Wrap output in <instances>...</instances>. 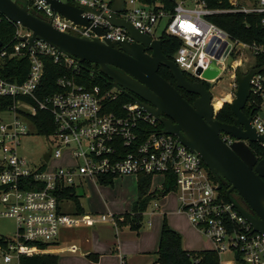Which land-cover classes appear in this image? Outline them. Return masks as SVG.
Segmentation results:
<instances>
[{
	"label": "built area",
	"instance_id": "obj_1",
	"mask_svg": "<svg viewBox=\"0 0 264 264\" xmlns=\"http://www.w3.org/2000/svg\"><path fill=\"white\" fill-rule=\"evenodd\" d=\"M24 1L29 12L60 32L88 39L132 40L126 29L109 20L113 0H56L86 7L80 11L85 23L65 17L51 6L50 0ZM115 13L151 39L168 35L179 40L172 60L194 81L210 84L223 71L227 73L232 91L227 93L229 99L222 98V104L234 96L236 70L244 74L261 67L250 78L246 105L253 107L250 124L264 136V62L257 63L259 57H264V0H227L223 7L209 6L207 0H123L120 11ZM225 13L259 15L263 40L258 43L232 39L210 19ZM2 17L14 26V33L9 41L1 42L0 69L6 60L21 56H27L29 66L19 82L0 72V99H11L7 105L0 102V111L12 115V120L0 122V217H10L16 224L13 238L0 236L5 240L0 244V264H20V255L54 253L57 245L51 244H58L63 228L113 220L110 213L66 212L61 207L62 201L71 197L66 191L73 189L76 194L75 189L84 187L86 178L97 185L103 178L140 173L151 175V181L155 175L162 176L161 188L156 186L154 190L163 189L166 180L173 184L188 220L211 239L219 256L230 250L238 255V259L235 255L231 259L235 264H264V235L253 230L231 203L219 198L216 180L196 151L186 147L175 134L164 132L158 119L137 101L114 104L122 93L116 87L77 82L74 76L79 74V65L74 56L39 39L30 46L32 31L0 13V21ZM43 56H50L53 63L69 72L56 77L54 91L40 90ZM228 56V66L217 64ZM213 62L219 73L206 78L203 72ZM212 105L214 111L222 106L216 109ZM38 110L51 117L53 129L49 133L37 131L32 117ZM33 132L51 138L47 160L43 156L48 150L38 162L22 153L23 138ZM220 136L228 144L234 140L225 132ZM62 154L73 163L47 168L52 158ZM157 204L154 203L156 207ZM38 243L46 247L40 249Z\"/></svg>",
	"mask_w": 264,
	"mask_h": 264
},
{
	"label": "water",
	"instance_id": "obj_2",
	"mask_svg": "<svg viewBox=\"0 0 264 264\" xmlns=\"http://www.w3.org/2000/svg\"><path fill=\"white\" fill-rule=\"evenodd\" d=\"M51 6L65 17L85 23L79 8L71 2L50 0ZM24 0H0V13L12 22H19L32 31L28 39L30 46L34 40H42L59 52L74 56L77 65L90 62L93 73L104 74L120 92L129 95L147 112L156 117L166 133L175 134L190 150L196 151L216 180V189L221 187L220 178L230 187L227 200L237 212L252 226L253 230L264 235V159H258L249 143L263 142L264 136L258 134L250 124V116L243 109L250 93V78L261 70L253 68L246 73L236 70V90L229 107L234 115L233 123L216 119L211 103L212 95L203 81H189L172 59L161 51V41L151 39L139 32L129 21L116 16L123 0H113V12L109 20L126 29L131 41L108 39H88L73 36L54 29L25 7ZM98 32L101 28H96ZM24 40L25 38H20ZM1 45V41H0ZM162 65L169 70L175 85L158 74ZM219 68L213 62L204 72L206 78H214ZM182 88L197 97L189 103L178 91ZM220 132L230 134L234 140L226 143ZM50 150L44 154L47 160ZM236 193L252 213L242 208L230 195Z\"/></svg>",
	"mask_w": 264,
	"mask_h": 264
},
{
	"label": "rangeland",
	"instance_id": "obj_3",
	"mask_svg": "<svg viewBox=\"0 0 264 264\" xmlns=\"http://www.w3.org/2000/svg\"><path fill=\"white\" fill-rule=\"evenodd\" d=\"M24 31V29H23ZM230 63L228 56L223 63L217 64L223 68ZM245 71V67L240 69ZM209 85L212 95V103L217 109L222 105V98H228L231 92L229 77L224 71L219 74L217 81ZM230 101L231 102L232 98ZM12 120V115L7 111H0V122ZM52 146L51 138L38 135L35 132L22 140V153L32 161H40L43 152ZM73 161L66 154L58 159L52 158L47 168L65 166ZM162 176L155 175L151 183L161 188ZM137 176L132 174L118 176L112 179V183H99L98 187L90 178H86L84 187L75 189V197H67L62 201L61 207L66 212H75V204L79 200L80 206L85 213L103 214L110 213L113 220L100 222L94 226L83 225L79 227H68L60 230L63 240L72 238L80 249L72 253L63 251L57 253L59 264H150L154 260V252L158 246L161 225L164 219L167 225L181 234L183 247L188 251H199L213 248L210 238L201 233L187 218L177 201V192L169 190L163 196L152 199L142 214V224L138 231L130 230L123 222L125 212L130 213L133 203L137 197ZM85 193V194H84ZM158 203L157 207L154 203ZM16 232L14 219L0 217V236L13 238ZM58 243V240H57ZM62 243V242H61ZM60 244V243H58ZM58 244H51L52 246ZM86 249H89L85 252ZM96 253L97 260L88 257L87 253ZM1 255V251H0ZM234 252L226 250L220 254L221 261L233 259ZM232 261V260H231ZM232 264L235 262L232 261Z\"/></svg>",
	"mask_w": 264,
	"mask_h": 264
},
{
	"label": "trees",
	"instance_id": "obj_4",
	"mask_svg": "<svg viewBox=\"0 0 264 264\" xmlns=\"http://www.w3.org/2000/svg\"><path fill=\"white\" fill-rule=\"evenodd\" d=\"M207 4L212 7H223L227 4V0L221 2L217 0H207ZM211 21L218 26L225 29L232 39H239L244 42H260L263 40V32L259 24V15H244L242 13H225L218 14L210 17ZM14 33V26L4 17L0 21V41L5 43L9 41ZM161 51L168 59H173V54L179 46V40L175 37L168 35H162ZM44 62V74L40 85L41 92H50L57 89L55 79L57 76L65 74L67 71L61 64H55L50 56H43ZM264 62V57H259L257 63ZM29 62L27 56L12 57L6 60L3 67L0 69L1 74L11 80L21 81L25 78L28 70ZM79 74L74 76L77 82H85L86 84H97L102 88L111 87L109 79L102 73H93V66L90 62L82 61L79 65ZM158 74L166 79L168 82H172L168 69L164 66L158 68ZM69 74V72H67ZM189 81H194L189 75L184 74ZM172 84V83H171ZM206 88L209 85L205 83ZM181 95L189 102L192 103L197 95L186 92L182 88H177ZM133 99L124 93H120L118 98L114 101V104H120L121 102L132 101ZM3 104H10L11 99H0ZM1 108V107H0ZM253 107L245 105L244 113L251 114ZM47 112L37 111L32 117L37 131L40 134L49 133L53 129L51 117L47 115ZM216 119L225 122L233 123L234 115L228 103L225 102L223 106L216 113ZM252 151L256 154L257 158L264 159V145L259 142H252L249 144ZM213 177V176H212ZM214 178V177H213ZM264 180V177H263ZM151 175L140 173L137 176L136 190L137 197L133 203V207L130 213L125 212L123 215V222L126 223L130 230L138 231L142 224V214L147 207V204L158 196H163L169 190H173V184L165 181L164 187L161 190L150 191ZM101 183H112V178H103ZM221 187L218 190L219 198L228 202L227 190L230 184L220 178ZM231 192V191H230ZM66 195L75 197V192L70 189L65 192ZM231 195V193H230ZM77 196V195H76ZM233 198V197H232ZM78 202H76L77 204ZM76 211L81 213V207L77 204ZM163 222L160 229L158 246L155 254V260L150 264H219L220 256L218 252L213 249H204L199 251H188L183 248L182 236L180 233L172 229L167 225L165 215L163 216ZM5 240L0 237V244H4ZM27 245H34L35 242H26ZM40 249H44L46 245L44 243L37 244ZM235 255V259H238V255ZM88 257L96 260L97 255L95 253L88 254ZM20 264H58V255L56 253H37L32 255H20Z\"/></svg>",
	"mask_w": 264,
	"mask_h": 264
},
{
	"label": "crops",
	"instance_id": "obj_5",
	"mask_svg": "<svg viewBox=\"0 0 264 264\" xmlns=\"http://www.w3.org/2000/svg\"><path fill=\"white\" fill-rule=\"evenodd\" d=\"M96 187H98V184L97 185H95ZM154 188H156V186H154V184H152L151 183V186H150V190H154ZM85 194V193H84ZM78 205H79V207H81L80 206V204H79V200H78V203H77ZM77 204H75V208L77 207ZM81 210H82V212H84V210H83V208L81 207ZM182 241H183V237H182ZM62 242V243H61ZM58 243H60V244H58L56 247H54L53 248V250H54V253H59V252H63V251H69V252H72V253H75V252H77L78 251V249H80V246L74 241V242H72V238H68V240H63V238H62V232L60 233V236H59V238H58ZM184 248V247H183ZM89 249H86L85 250V252L86 251H88ZM156 251V250H155ZM93 252H88L87 253V255L88 254H92ZM96 254V253H95ZM97 255V254H96ZM155 255V254H154ZM156 257V256H155ZM155 257H154V260H155ZM97 258H98V256H97ZM97 260V259H96ZM153 260V261H154ZM152 261V262H153ZM151 262V263H152ZM222 262H226V264H232V261L230 260V259H226V260H224V261H222ZM59 264V263H58ZM225 264V263H224Z\"/></svg>",
	"mask_w": 264,
	"mask_h": 264
},
{
	"label": "flooded vegetation",
	"instance_id": "obj_6",
	"mask_svg": "<svg viewBox=\"0 0 264 264\" xmlns=\"http://www.w3.org/2000/svg\"><path fill=\"white\" fill-rule=\"evenodd\" d=\"M161 66V65H160ZM159 66V67H160ZM169 71V70H168ZM186 77V76H185ZM170 78H171V83L173 84V85H175V82H174V79L172 78V76L170 75ZM186 79H187V77H186ZM179 88V87H178ZM211 101H212V98H211ZM224 104V103H223ZM223 104H222V106H223ZM221 106V107H222ZM220 107V108H221ZM219 111V110H218ZM217 111V112H218ZM243 111H244V109H243ZM246 114V113H245ZM246 116H250L251 117V114H246ZM234 139V138H233ZM250 144V143H249ZM231 196L234 198V200L242 207V208H244L246 211H248V212H250V213H252V211L248 208V206L245 204V202L241 199V197L236 193V191L235 190H231Z\"/></svg>",
	"mask_w": 264,
	"mask_h": 264
},
{
	"label": "bare ground",
	"instance_id": "obj_7",
	"mask_svg": "<svg viewBox=\"0 0 264 264\" xmlns=\"http://www.w3.org/2000/svg\"><path fill=\"white\" fill-rule=\"evenodd\" d=\"M219 107H220V106H219ZM219 107H218V108H219Z\"/></svg>",
	"mask_w": 264,
	"mask_h": 264
}]
</instances>
